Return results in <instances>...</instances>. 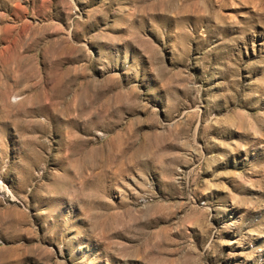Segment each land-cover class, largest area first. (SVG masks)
Listing matches in <instances>:
<instances>
[{
	"label": "rangeland",
	"instance_id": "obj_1",
	"mask_svg": "<svg viewBox=\"0 0 264 264\" xmlns=\"http://www.w3.org/2000/svg\"><path fill=\"white\" fill-rule=\"evenodd\" d=\"M0 264H264V0H0Z\"/></svg>",
	"mask_w": 264,
	"mask_h": 264
}]
</instances>
